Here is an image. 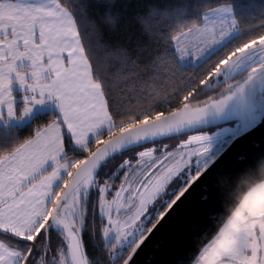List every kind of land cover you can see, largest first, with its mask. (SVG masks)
I'll use <instances>...</instances> for the list:
<instances>
[{
	"label": "snow or ice",
	"instance_id": "snow-or-ice-1",
	"mask_svg": "<svg viewBox=\"0 0 264 264\" xmlns=\"http://www.w3.org/2000/svg\"><path fill=\"white\" fill-rule=\"evenodd\" d=\"M93 7L115 4L0 0V122L53 98L58 108L23 139L0 135V264H135L197 181L227 180L231 190L255 178L252 166L213 174L197 126L264 79V27H240L235 0H185L167 5L163 28L143 20L164 56L142 65L115 48L102 63ZM238 30L247 37L220 50ZM188 58L202 70L185 77ZM232 204L225 199L187 264H264V207Z\"/></svg>",
	"mask_w": 264,
	"mask_h": 264
},
{
	"label": "water",
	"instance_id": "water-1",
	"mask_svg": "<svg viewBox=\"0 0 264 264\" xmlns=\"http://www.w3.org/2000/svg\"><path fill=\"white\" fill-rule=\"evenodd\" d=\"M231 121L239 123V134L216 157L213 174H235L252 166L256 176L264 169V157L260 158L264 155V79L249 85L223 113L210 114L197 127L205 130ZM245 181L244 177L236 180L231 190L227 180L221 186L210 179L197 181L180 208L146 241L135 264H187L201 234L210 232L211 222L222 214L225 199L233 200Z\"/></svg>",
	"mask_w": 264,
	"mask_h": 264
},
{
	"label": "trees",
	"instance_id": "trees-1",
	"mask_svg": "<svg viewBox=\"0 0 264 264\" xmlns=\"http://www.w3.org/2000/svg\"><path fill=\"white\" fill-rule=\"evenodd\" d=\"M89 2L95 4L97 2L103 3L105 0H89ZM113 2L115 7H93L87 13L89 19L95 21L99 26L102 33L101 42L106 46L98 52L101 62L112 60L113 57H106L105 52L115 48L128 49L133 57L139 55L142 65L149 63L157 55L164 56L163 46L158 45L142 30L143 20L150 21L154 28H163L167 23V18L162 13L167 5H180L185 0H113ZM235 3L240 27H264V6H249L250 0H235ZM154 11L155 15L153 14ZM109 17H111V22H109ZM88 31H92L90 25ZM247 35V32L238 30V34L221 46L220 50L245 39ZM181 67L183 70H187L186 73H183L187 77L194 71L202 70V62L182 63ZM219 90L217 89V91ZM209 94L215 95L216 93ZM16 95L19 96L18 93ZM176 103L177 101H173L172 106H175ZM56 114H58L57 111L37 113L30 122L24 125L0 127V135L9 137L15 135L17 138L23 139L32 134L35 126L46 123L48 119ZM75 152H78V150H74ZM90 251L93 250L90 248Z\"/></svg>",
	"mask_w": 264,
	"mask_h": 264
},
{
	"label": "rangeland",
	"instance_id": "rangeland-1",
	"mask_svg": "<svg viewBox=\"0 0 264 264\" xmlns=\"http://www.w3.org/2000/svg\"><path fill=\"white\" fill-rule=\"evenodd\" d=\"M238 34V31L233 32L226 40L224 43L221 45L223 46L226 42H228L231 38H233L235 35ZM220 46V47H221ZM189 62H194V63H200L196 61L194 58H188L185 59L183 62L189 63ZM48 101L46 100L43 105H36L34 106L35 110H43L47 107ZM33 109L32 112H35ZM47 112V111H46ZM27 117V116H26ZM239 123L237 122H228L226 124L218 125L216 127H212L209 129L202 130L206 132V134L209 136V157H217L231 142L232 140L239 134ZM189 134H199L197 132H192ZM186 138V136H181V137H174L170 141L171 143H176L178 139L182 140ZM195 160V158H193Z\"/></svg>",
	"mask_w": 264,
	"mask_h": 264
},
{
	"label": "clouds",
	"instance_id": "clouds-1",
	"mask_svg": "<svg viewBox=\"0 0 264 264\" xmlns=\"http://www.w3.org/2000/svg\"><path fill=\"white\" fill-rule=\"evenodd\" d=\"M245 198H247V208L264 207V169L260 170L254 180L245 181L243 187L237 191L233 204L230 206L231 211H235V208L239 207Z\"/></svg>",
	"mask_w": 264,
	"mask_h": 264
},
{
	"label": "crops",
	"instance_id": "crops-1",
	"mask_svg": "<svg viewBox=\"0 0 264 264\" xmlns=\"http://www.w3.org/2000/svg\"><path fill=\"white\" fill-rule=\"evenodd\" d=\"M12 91H13L14 95H16L17 93L19 94V96L23 95V90H21L19 88V86L16 84L13 85ZM47 101H48L47 102L48 104H47V107L45 109H43V110H35L34 109L35 112H32L31 114H29L27 117H25L22 120L10 119L6 126L24 125V124L30 122L37 113H43L46 111H57V113H58V108H57L55 99L53 98V99H50ZM4 126L5 125L2 122H0V127H4ZM251 210L256 211V210H259V208H251Z\"/></svg>",
	"mask_w": 264,
	"mask_h": 264
}]
</instances>
